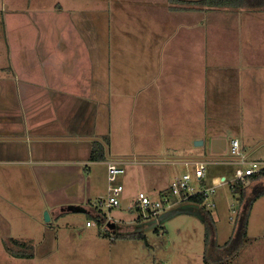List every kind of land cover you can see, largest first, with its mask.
I'll return each instance as SVG.
<instances>
[{"label":"crops","instance_id":"0c3cea01","mask_svg":"<svg viewBox=\"0 0 264 264\" xmlns=\"http://www.w3.org/2000/svg\"><path fill=\"white\" fill-rule=\"evenodd\" d=\"M171 7L165 6L164 12L178 13L181 18L174 25L153 0H111L103 5L0 0V166L3 170L9 166L30 169L24 184L36 185L55 225L71 216H63L64 207L71 205L81 209L86 222L96 224L88 216L96 209L88 203L96 187H104L106 193L107 174L105 161H89L94 142L104 146L103 140H108L106 160L160 155L130 151L128 117L134 109L159 106L142 93L156 92L152 79L158 75L162 55H172L177 66L172 68V103L166 99L161 105L165 112L172 109L168 111L172 158L221 160L228 151L227 165L232 168L227 174L232 185L233 169L241 157L231 155L230 140H238L244 158L264 142H256L257 148L255 143L247 146L235 134L241 133L239 117L235 122L227 116L229 109L264 107L263 100L254 99L253 94L264 87V51L260 50L264 47V10L238 9L216 17L217 10L202 12L193 23L185 20L188 12ZM246 53L254 54L248 64L244 63ZM115 114L119 118L113 120ZM115 139L118 147H112ZM215 139L226 141L222 154L212 153ZM172 158L165 161L193 168L196 162L209 161ZM227 177L212 175L210 185L217 178L226 182ZM204 178L196 180L199 185H206ZM31 222L43 224L37 217H31ZM86 222L81 226L88 235L87 228L93 226L86 227ZM70 227L71 232L77 230L74 224ZM116 231L114 225L110 234ZM95 235L90 244L102 242ZM33 258L34 254L16 259L30 262Z\"/></svg>","mask_w":264,"mask_h":264},{"label":"rangeland","instance_id":"374dc122","mask_svg":"<svg viewBox=\"0 0 264 264\" xmlns=\"http://www.w3.org/2000/svg\"><path fill=\"white\" fill-rule=\"evenodd\" d=\"M74 1H87L97 5L111 2V0ZM153 1L155 5L159 3L162 7V14L167 15V22L170 25H174L181 19L178 13L172 12L171 16L169 12H164L165 6L172 5L170 0ZM122 3L125 4V1ZM211 11L216 10L199 12L196 8H192L186 11L189 18L185 20L189 19L196 23L201 19L202 12ZM227 11L233 12L232 9L217 10L214 17L217 13L223 14ZM260 50L264 51V47ZM255 54L258 53L255 52ZM164 56L162 55L159 61L158 75L152 79L156 92L142 93L143 98L147 96L146 98L157 101L159 106L138 111L134 109L128 117L131 124L129 132L131 140H128L130 151H133V154L136 152L137 154L158 153L160 155L154 157L158 160L121 161L124 175L119 178V181L123 186V194L119 198L118 208L108 210L97 206L98 201L106 197L102 186L96 187L88 203L89 206L100 211V214L113 221H108L103 230L94 224L93 228H87L88 233L96 234V230L97 232L101 230L103 233L107 232L109 238L93 234L102 242L90 244L93 235H87V230L85 228L83 230L81 226V223L85 224L87 217L79 211L77 206L74 209L73 205L64 207L63 210H66V213L63 216H71L60 220L56 225L50 219L45 221V213L47 212L49 216L52 212L44 209L41 192L36 185L24 184L26 176L29 177L30 169L24 166H9L3 170L4 166H0V264H204V255H206L207 264H264V195L252 202L247 218L246 239L243 241L239 239L237 247L233 246L234 241L237 240L236 234L244 204L250 197L252 189L264 188V179L246 186L243 202L239 203L238 194L232 192L229 184L231 175L227 174V170L232 167L227 165L230 162L226 160L228 151L223 157L225 159L205 162L208 164H205L204 171L205 187L210 186L212 175L229 176L226 182L223 181V184L217 186L214 193L207 197L205 203H211L212 207L207 208L204 203V210H202V206L182 202L163 211L157 219L137 222L138 214L134 212L133 206L138 193H144L154 200L158 196V190L162 191L167 185L169 186L168 183L175 175L181 176L187 173L193 177L194 173L193 166L172 165L165 161L166 158H172L174 154L172 153V131L169 129L172 128V115L168 113V111L172 113V109H167L165 112V107L161 105L166 103V99L172 103V68L177 66L172 63V55L167 54L166 58ZM250 56L254 54L247 56L246 53L244 63H249ZM156 67L158 65L154 63V68ZM253 94L254 99L263 100L262 106H264V87L262 91H254ZM228 111L227 116L233 118L235 122L240 119L241 133H235L239 140L242 139L247 146L255 143V147L256 142L264 139V107L246 105V107ZM114 118L119 117L115 114L112 116L113 120ZM192 144L195 146L194 143ZM120 146L124 147L123 143H120ZM112 147H118L117 139ZM242 151L245 152L247 149ZM110 155L114 156L113 151ZM245 160L247 162L264 160V146L245 156ZM235 167L234 172L236 169L243 168L241 165ZM8 181H11V185L6 184ZM235 182L234 180L232 183ZM190 185L194 190L199 189V184L194 177ZM204 216L210 218L209 223L212 227L210 239L214 242L208 249L204 241L206 231ZM31 217L39 218L43 222L42 226L32 223ZM72 224L77 229L74 232H71ZM67 225L68 227H64ZM114 225L117 226L116 234L119 235L143 233L148 247L140 240L121 238L112 241L114 234H110L108 230H113ZM12 240L30 241L34 248V258L26 262L11 257L5 249V244L12 247L10 244Z\"/></svg>","mask_w":264,"mask_h":264},{"label":"built area","instance_id":"2783aa9c","mask_svg":"<svg viewBox=\"0 0 264 264\" xmlns=\"http://www.w3.org/2000/svg\"><path fill=\"white\" fill-rule=\"evenodd\" d=\"M230 153L232 156L241 157L239 164L243 166V168L235 171V181L241 184V188L248 186L252 177L264 173V160H252L247 162L240 153L238 140H230ZM105 164L107 174L106 197L102 201H98L97 206L99 208L105 207L106 209L111 210L119 207V198L123 194V186L119 181V178L124 175V168L121 161L106 160ZM204 170L205 163H195L193 173L195 180L200 182L204 178ZM191 180L192 176L187 173L174 177L169 183V186L160 191L157 194V198L154 200H151L144 193H138L133 207L137 210L141 220L147 221L157 219L163 211L171 209L178 203L186 202L189 197L197 194L203 195L206 201L207 197L214 193L215 188L223 184V180L217 178L216 182L209 187L199 185V189L194 190L190 185ZM205 206L207 208L212 207V204L205 203ZM108 221H112V219L109 217L103 219L100 227L101 230L104 229V226ZM92 226L93 223L91 221L86 222V227Z\"/></svg>","mask_w":264,"mask_h":264},{"label":"trees","instance_id":"16d2710c","mask_svg":"<svg viewBox=\"0 0 264 264\" xmlns=\"http://www.w3.org/2000/svg\"><path fill=\"white\" fill-rule=\"evenodd\" d=\"M172 3V7L170 8L172 11H188L192 8H196L197 11H209V10H226V9H232V10H238V9H244L249 11H260L264 10V0H170ZM104 146H108V140L104 139ZM104 146L101 143L94 142L92 145V150L90 152L89 161L90 162H98V161H106V156L104 155ZM260 179H264V173H262L259 176L252 177L250 180V183L257 182ZM233 193L238 194V202H243L244 199V189L241 188V184L238 182L233 183L230 186ZM264 195V188H254L251 191L250 197L247 199L246 203L244 204L243 211L241 212L242 215L239 219V226L237 229L236 238L237 240L234 241V245H238L237 241H243L246 239V229H247V218L248 213L250 210V207L252 205V202L256 201L260 197ZM187 203H193L199 206H202V210H204V202L205 197L201 194H197L194 196H191L186 201ZM81 210V209H79ZM134 212H137V210L133 207ZM89 218L94 220L97 227H101L103 219L105 218V215L100 214V211L96 210L95 214L90 215L88 214ZM137 222L141 221V218L138 214L137 216ZM206 222V231H205V247L206 249L209 248L211 244H213V240L210 239L211 236V225H210V218L207 216L203 217ZM157 231V230H155ZM110 233L111 231L108 230ZM114 237L111 238V240L114 239H133V240H140L144 242V245L148 247V243L146 240V237L143 233L141 234H127L126 236L116 234V232H113ZM98 235L104 238H109V235L107 232H101L99 230ZM10 244L12 247L5 244V249L8 252V254L11 257L14 258H32L33 257V246L30 241H19V240H12L10 241ZM206 255L203 257V263L207 264L206 262Z\"/></svg>","mask_w":264,"mask_h":264},{"label":"water","instance_id":"95a60500","mask_svg":"<svg viewBox=\"0 0 264 264\" xmlns=\"http://www.w3.org/2000/svg\"><path fill=\"white\" fill-rule=\"evenodd\" d=\"M197 143H195L196 145ZM199 144H202V143H199ZM264 145V142H261L257 145V147L259 146H263ZM211 147H212V153L213 155H219V154H222L223 152H225L226 150V141L223 140V139H215L212 141L211 143ZM217 147V150L215 149ZM255 147V148H257ZM254 148V149H255ZM252 149V151L254 150ZM250 151V152H252ZM248 156V155H247ZM134 158H129L128 160H132ZM187 159H191V160H205V159H209V160H219L220 158L219 157H208V158H172L171 160H178V161H184V160H187ZM135 160H140V161H156L158 160L157 158H152V157H143V158H135ZM45 221H49V216H48V213L46 212L45 213Z\"/></svg>","mask_w":264,"mask_h":264}]
</instances>
